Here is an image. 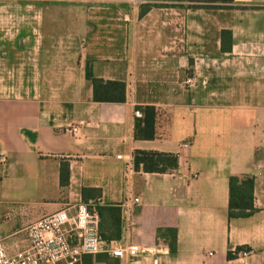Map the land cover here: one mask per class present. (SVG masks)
Wrapping results in <instances>:
<instances>
[{"label": "crops", "instance_id": "1", "mask_svg": "<svg viewBox=\"0 0 264 264\" xmlns=\"http://www.w3.org/2000/svg\"><path fill=\"white\" fill-rule=\"evenodd\" d=\"M87 67L123 83L125 100L95 101ZM147 106L157 109L148 140L136 137L143 112L134 114ZM75 124L76 134L68 131ZM137 150L174 154L178 166L137 171ZM231 176L254 177L247 217H229ZM128 197L139 199L137 227L122 239L157 249L136 264H264V0H0V236L8 253L28 247V225L70 204ZM166 229L176 230L175 251L161 238Z\"/></svg>", "mask_w": 264, "mask_h": 264}, {"label": "built area", "instance_id": "2", "mask_svg": "<svg viewBox=\"0 0 264 264\" xmlns=\"http://www.w3.org/2000/svg\"><path fill=\"white\" fill-rule=\"evenodd\" d=\"M184 84L192 88L195 85V79L187 77ZM134 114L138 118L142 117L139 110H136ZM81 126L82 124L71 125L68 131L76 134ZM187 147L186 144L182 145V148ZM131 166V163L127 166L129 171ZM138 202V198L132 202L128 197L118 205L122 211L125 232H130L137 227V222L133 218V206ZM99 205V199L70 204L31 223L25 229L28 247L13 255L8 253L5 240L0 236V264H84L85 257L95 258L101 254L118 260L120 264H136V259L145 250L153 255L157 254L156 247L143 249L127 238L119 242L104 240L101 236L100 218L97 212ZM240 254L246 256L249 252L243 250ZM154 264H159L158 259L154 260Z\"/></svg>", "mask_w": 264, "mask_h": 264}, {"label": "trees", "instance_id": "3", "mask_svg": "<svg viewBox=\"0 0 264 264\" xmlns=\"http://www.w3.org/2000/svg\"><path fill=\"white\" fill-rule=\"evenodd\" d=\"M178 2L192 4H231L234 0H177ZM218 6H216L217 8ZM222 50L229 51L232 47L231 31H222ZM226 41L228 42L226 45ZM86 78L90 80L94 87V99L98 102H123L125 100V85L121 82H104L93 76L91 68H86ZM138 110L143 112V118L135 125V135L139 139H153L155 137V123L157 109L153 106L140 107ZM135 170H142L147 173H165L178 166V158L174 154L159 153L153 151L137 150L133 153ZM70 177L69 165L62 163L60 170L61 184L68 183ZM254 186L255 180L252 176H231L229 178V217H247L254 211ZM86 191L98 192L95 189H85ZM94 197V196H92ZM100 218L101 236L107 242L121 241L123 237L122 211L118 205L97 206ZM168 242L171 251L176 249L177 233L174 229H166L161 236ZM238 250H245L239 248ZM229 258L234 255L228 254ZM120 264L118 260L110 259L107 255L101 254L95 258L87 256L84 264Z\"/></svg>", "mask_w": 264, "mask_h": 264}]
</instances>
